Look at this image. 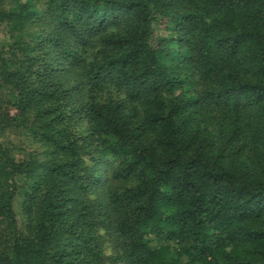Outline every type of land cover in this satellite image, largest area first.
<instances>
[{
  "label": "trees",
  "instance_id": "obj_1",
  "mask_svg": "<svg viewBox=\"0 0 264 264\" xmlns=\"http://www.w3.org/2000/svg\"><path fill=\"white\" fill-rule=\"evenodd\" d=\"M0 264H264V0H0Z\"/></svg>",
  "mask_w": 264,
  "mask_h": 264
},
{
  "label": "rangeland",
  "instance_id": "obj_2",
  "mask_svg": "<svg viewBox=\"0 0 264 264\" xmlns=\"http://www.w3.org/2000/svg\"><path fill=\"white\" fill-rule=\"evenodd\" d=\"M11 140H13L15 142L16 145H19V142H21L20 138H18L17 136H11ZM16 212H17V215H18V219H19V222H20V226L23 228L26 224V218L24 217L23 213H22V206L19 203H16ZM113 242V241H112ZM110 249H108V253L110 254Z\"/></svg>",
  "mask_w": 264,
  "mask_h": 264
}]
</instances>
